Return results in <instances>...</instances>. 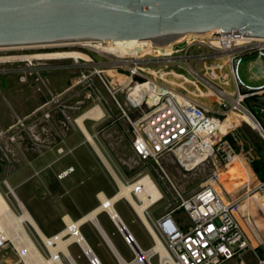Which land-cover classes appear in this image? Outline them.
I'll return each instance as SVG.
<instances>
[{"label":"rangeland","instance_id":"374dc122","mask_svg":"<svg viewBox=\"0 0 264 264\" xmlns=\"http://www.w3.org/2000/svg\"><path fill=\"white\" fill-rule=\"evenodd\" d=\"M215 33L213 32L212 34L217 35ZM204 36H207L204 37L205 42H193L190 46L185 36L172 43L174 44V49H184V51L187 49L191 55V59L189 60L190 65L196 69L198 68L203 79L198 80L186 66L184 68L176 67V69L179 72L189 75L192 79L196 78L198 80V85L186 83L189 90L197 89L199 94L196 95L197 98L215 110H222L223 105L221 103L226 102L229 104L228 101L230 98L221 95L220 90L233 96L236 91V86L227 63L228 56L224 52L220 53L217 51L219 44H212L211 39L209 40V35ZM5 47L0 48V59H7L0 60V76L18 78L21 72L20 70L29 65V61L26 59L29 58L30 61L32 60V67L29 70L32 74L29 80L23 83L29 86L27 83L33 81L32 84L35 87H44L48 99L50 98L51 92L57 93L54 91L55 89L74 84L83 78L84 72L88 73L92 71L95 66H114V61L111 62L112 57L118 60L114 64H120V60L125 61L126 58L139 57L141 55V52L136 54L125 53L123 58H119V56L116 57L113 53L76 43ZM72 50L83 52L89 55L91 59L86 60L73 57L40 59L34 57V54L37 53ZM199 54L205 56L204 60L198 59ZM243 56L244 61L240 65V75L245 81H252L253 76L257 74V69H261L264 72V58H262L259 64H255L258 60L257 51H251ZM217 61L226 63L225 71L228 73L227 78L215 80L207 72L208 66ZM38 74L42 76L43 81L36 80ZM93 83L94 87L90 86L86 80L81 81L76 87L70 90L75 97L67 96L66 99H63V102L77 111V114L69 112L73 119L96 104H100L105 108L104 117L101 119L87 117L86 126L95 136L110 163L123 180L132 182L139 176L140 172H149L151 174L163 193V198L148 208V212L153 217L158 216L176 204L177 192L175 187L181 193L190 194L202 185L212 183L225 198H235L244 193L248 185H253L264 175V135L257 127L247 122L241 116L243 114L242 111L237 110L217 112V115L222 120L220 126L221 132L226 135L225 137H227L236 152L240 155L241 160L239 163L226 164L223 158L218 155V157L206 160L193 170L185 171L177 164L172 155H164L161 159L164 170L153 162L147 164L139 161L131 147L132 136L129 121L123 115L119 106L114 102L108 89L97 74H93ZM32 89L25 86V91L29 90L30 92ZM96 90L100 91L103 100L98 98ZM4 95L7 100L6 103L8 104L9 102V112H11L14 101L10 95L8 96L6 93ZM71 98L72 100H70ZM244 104L248 106L250 100H245ZM262 105L264 106V101ZM250 108L255 116L264 124V111L257 107L250 106ZM17 116L14 118L15 122ZM14 124L9 126L11 128L9 130V137L5 136L1 141L0 189L3 194L8 193L10 204L18 208V200L15 193L10 190L8 192V188L4 183V180L8 178L9 184L14 187L16 193L25 202L40 227L47 235H54L66 227L63 218L60 216L63 211L61 207L65 206L69 208V206H74L76 200H78L77 203H83L85 199H89L92 194L90 190L99 186V181L96 178H101L106 168L93 147L87 141L81 143L79 146H75L73 151H69L64 145L48 144H45L40 149L34 144L38 140L33 134V129L29 128L30 125L27 129H20L14 127ZM11 135H15V138L12 139ZM80 136L82 135H76L75 140L77 142L83 140ZM5 141L9 142V149L7 146H4L5 148L3 147L2 144ZM61 149L62 151H60ZM56 154L63 157L62 166L68 165L75 169L73 170V174L77 176L76 179L78 181L85 178V176L93 175L95 177L93 184L85 188L83 187L84 192L75 191L61 195L58 191L61 186L64 187L65 183H60L57 176L58 168L52 164L49 166V159H47L57 157ZM257 165H260V169L257 168ZM240 168L242 169L240 170ZM238 174L243 178L242 183L241 181L236 182L234 180ZM108 181L105 185V190L110 194L117 189V184L111 174ZM68 186H70L69 183ZM248 205H250L254 223L246 224V227L252 236L253 245L262 254L264 250V220L260 217L254 202L249 201ZM116 208L127 222L131 231H134L142 246L144 248L151 246L153 244L152 238L143 227L141 220L131 208L130 204L125 199H122L116 204ZM105 215V213H102L99 219L109 232H111L115 227L110 220H105ZM174 217L181 223H187L189 221L184 210H178L174 214ZM28 227L32 231L33 237L42 251L46 255H49L48 248L43 243L40 235L30 224H28ZM81 230L88 241L94 246V250L98 251L100 255L102 254L101 256L106 264L119 263V258L115 259L113 254L108 252L107 245L92 223L88 222L84 224ZM112 236L115 238V235ZM69 247L78 264H87L86 260L91 264L88 256L85 254L86 252L77 243L70 244ZM122 251L127 259L132 258L133 253L128 246ZM15 260H17V255L10 246L0 252V264H11ZM64 260L68 262L67 258H64ZM152 261L154 264H158L157 257H154ZM254 261L255 263L258 262L256 259Z\"/></svg>","mask_w":264,"mask_h":264},{"label":"built area","instance_id":"2783aa9c","mask_svg":"<svg viewBox=\"0 0 264 264\" xmlns=\"http://www.w3.org/2000/svg\"><path fill=\"white\" fill-rule=\"evenodd\" d=\"M215 34L220 42L215 43L212 40L211 42L219 44L217 51L224 52L228 56L227 63L236 86L233 96L220 90L221 95L230 98L229 104L221 103L222 110H215L202 102L196 97L199 95L197 89L189 90L186 86V83L198 85L197 81L203 79L198 68L190 65L191 55L187 49L185 51L175 49V54L167 57L140 55L126 58L125 61L120 60V64H114L118 60L112 57L111 62L114 61V66H95L92 71L84 72L83 78L76 81L69 89L76 87L83 80L93 86V74H97L129 121L132 136L131 147L138 160L143 163L153 162L164 170L161 162L164 155H172L185 171L193 170L206 160L218 157V155L226 164L239 163L240 155L220 130L222 120L217 112L236 110L249 112L256 120L257 128L264 135V124L244 104L245 100L256 94H264V82L252 85L240 75L244 53L256 50L259 57H264V38L238 32L229 34L216 32ZM240 36L248 37V40L237 44L235 39ZM224 37L231 40L230 45L225 46L226 38ZM188 44L190 46L192 43ZM204 57L203 54L198 55L199 60H204ZM28 61L29 65L20 70L18 76L22 82H27L32 74L29 72L32 60ZM225 64L219 61L210 64L207 71L210 77L215 80L227 78ZM184 66L188 67L198 80L177 71L176 67L184 68ZM36 80L43 81V78L38 74ZM96 92L98 98L103 100L101 93L98 90ZM48 105L61 108L67 122L77 124L76 118L73 119L68 112V109L72 107L63 102V93L51 92L50 98L40 108L45 118L50 117V110L46 109ZM29 117L17 116L14 127L27 129L30 125ZM9 130H11L9 127L0 130V146L2 138L9 137ZM11 138L14 139L15 135H11ZM34 144L40 149L45 146L39 140ZM140 175H148L152 178L149 172H140ZM115 181L119 188L118 180L115 179ZM4 183L8 192L12 191L7 179ZM175 190L177 202L174 206L154 219L150 216L148 209L146 210L156 235L142 221L130 199L122 198L128 201L153 239L152 247L147 250L141 247L129 226L122 221L115 209V213L107 211L133 253V259L128 262L132 263L141 258L144 252L150 251L160 238L164 242L169 257L163 258L160 252L154 251L151 258L153 260L157 257L158 264H162L163 259L164 264H246L244 259L246 252L255 255L257 264H264V258L259 255L253 245L252 236L246 227V224L254 223L251 208L248 205L249 201L254 202L260 217L264 220V177L253 185H248L244 193L235 198H225L212 183H206L190 194L181 193L176 187ZM5 195L9 200L8 193ZM133 195L137 202L142 203V199L135 190ZM97 196L99 205L103 204L105 207L111 204L116 206V203L121 200L118 199L112 203L110 200L103 201V197H112L103 191L98 192ZM162 198L163 193L152 205ZM12 208L21 212L19 206L18 208L12 206ZM178 210H184L187 214L189 218L187 223H181L174 217ZM63 220L66 224L65 216ZM28 233L33 236L29 227ZM9 246L17 255V260L11 264H26V255L24 256L9 234L0 229V252ZM90 252L92 255L85 253L90 263L102 264L94 251ZM65 263L69 264V261L65 260ZM119 263L122 264L120 260ZM149 264L153 263L149 261Z\"/></svg>","mask_w":264,"mask_h":264},{"label":"water","instance_id":"95a60500","mask_svg":"<svg viewBox=\"0 0 264 264\" xmlns=\"http://www.w3.org/2000/svg\"><path fill=\"white\" fill-rule=\"evenodd\" d=\"M209 32L264 38V0H0V46L133 38L166 46ZM249 100L264 111V94Z\"/></svg>","mask_w":264,"mask_h":264},{"label":"bare ground","instance_id":"6f19581e","mask_svg":"<svg viewBox=\"0 0 264 264\" xmlns=\"http://www.w3.org/2000/svg\"><path fill=\"white\" fill-rule=\"evenodd\" d=\"M213 32H209L206 34H188L187 41L188 43L193 42H205L204 35H209V40L211 39L212 42L218 43V36L213 35ZM200 37V38H199ZM226 38V37H224ZM181 39V38H180ZM237 44L243 43V41L248 40V37L240 36L235 39ZM181 41V40H180ZM95 42V43H94ZM81 44L85 46H92L102 51L113 53L119 57H123L125 53L128 54H136L141 52V56L144 55H151V56H158V57H167L172 56L175 54L174 44H168L166 46H158L150 39H104V40H92V39H80L79 41L75 40H66V41H55V42H43V43H31V44H16V45H9V46H16V47H28V46H41V45H62V44ZM231 40L226 38L224 44L225 46L230 45ZM36 44V45H35ZM6 46L5 48H9ZM4 46H0L2 48ZM35 58H82L89 60L91 59L89 55L80 52V51H54L49 53H37L34 54ZM20 58V57H19ZM6 58H2L0 60H5ZM30 60L29 58H26ZM7 60V59H6ZM198 88V87H197ZM199 89V88H198ZM207 94V93H206ZM104 114L103 109L100 105L96 104L92 108H90L87 112L81 115L78 118V123L84 130L87 139L92 144L95 151L98 155L102 158V160L109 166L111 171L114 172V169L111 167L110 163L106 155L104 154L102 148L97 143V140L94 136L86 129L83 119L86 116H91L93 118H101ZM241 116L253 126H257L256 120L249 112H243ZM77 120V119H76ZM221 126V123H220ZM232 173V172H231ZM242 176L238 174L235 176L234 180L236 182L242 180ZM120 184L118 192L115 196L112 197H103V201L110 200L116 201L120 198L127 197L133 203L137 213L140 215L142 221L149 227L153 234H155V230L148 219L146 210L150 205L158 200L161 196L162 192L159 187L155 184V181L148 175H140L135 178L134 181H118ZM9 186L12 189V192L15 193V196L18 200V206L21 208V212L15 211L12 208L9 200L7 199L6 195L0 189V229L6 231L9 234V237L18 245L20 251L24 254L26 259V264H66L64 258H67L70 264H78L77 260L73 256L70 250V244L77 243L80 247L84 249V251L89 255L91 254V250L94 251L93 246L90 244L86 236L81 230L82 224L86 221H92L94 224L99 226L98 223V213L101 210H106L111 213L116 212L119 214V211L116 209L115 204L105 207V205L100 204L98 207L94 208L90 212L86 213L79 219H72L70 216H65L66 227L58 231L54 235H47L45 231L40 227L39 223L30 212L28 207L26 206L25 202L20 198V196L16 193L14 187L10 184ZM136 191V194L139 198L142 199V203L136 201L133 191ZM115 209V210H114ZM120 215V214H119ZM122 221L127 224L122 216H120ZM100 220V219H99ZM28 224H30L36 232L40 235L43 243L46 245L49 251V255H46L40 246L37 244L33 236L28 233ZM132 232V231H131ZM156 235V234H155ZM160 252L164 257H169L168 252L166 251L164 242L162 239L158 238L157 243L153 246L150 251H145L141 258H138L134 262H128L123 257H119V260L122 264H149V261H152V253ZM25 252V253H24ZM95 253V251H94ZM96 254V253H95ZM34 257V258H33ZM164 259L162 260V264H164ZM103 264V263H102ZM154 264V263H153Z\"/></svg>","mask_w":264,"mask_h":264},{"label":"crops","instance_id":"0c3cea01","mask_svg":"<svg viewBox=\"0 0 264 264\" xmlns=\"http://www.w3.org/2000/svg\"><path fill=\"white\" fill-rule=\"evenodd\" d=\"M251 51H256V50H251ZM251 51H248L246 53H250ZM246 53H244V54H246ZM257 55H258V53H257ZM262 58H264V57H259V55H258V60L255 62V64H259V62L262 60ZM243 61H244V56H243L242 62ZM247 82L252 84V85H259V84L263 83L264 82V72L261 69H257V74L253 76V80L247 81ZM32 83H33V81H29L27 83V84H29V86H28V85H25L26 83H23L22 81H20L19 77L17 78V77L0 76V130H3L5 128H8L9 126L13 125V123H15L14 118L16 115H18V116H30L29 117V123H30L29 128L33 129V131H34L33 134L35 135V137L44 144L64 145L65 147H67V149H69V151H73L75 146H79L81 143H84L86 141L89 142V144L92 146V144L87 139V137H85L86 134H85L84 130L82 129V127L78 123V118L81 115H83L85 112H87L90 108L76 118L77 119V125L76 124L73 125V124L68 123L65 119V115H64L63 110L57 106H54V105H48L46 107V109L50 110V117L45 118L43 115V112L40 110V108L43 105H45L46 101L48 100V97L45 93V88L44 87L42 88L41 86L35 87V85H33ZM36 84H38V83H36ZM72 85L62 86L61 88L55 89L54 91H56L57 93H63V99L64 98L66 99L67 96L68 97H75L73 95V92L70 91L71 89H69V87H71ZM25 86L27 88H33V89L30 90V92H29V90L25 91ZM67 88L69 89V91ZM5 93L8 96L10 95L14 101L13 102L14 105L12 104L13 106L11 108V112H9V102H8V104L6 103L7 100H6L5 95H4ZM70 100H72V98ZM98 105H100V104H98ZM249 105L251 106V103ZM249 105L247 106V108H249L251 110ZM100 107L104 111V114L102 116V117H104L105 116V108L101 105H100ZM68 112L73 113V114H77V111L74 108L68 109ZM87 117H90V118H93V117L86 116L83 119V122H84L86 129L91 133V131L86 126V118ZM101 118H99V119H101ZM93 119H97V118H93ZM76 135H82L80 137H82L83 140L82 141L80 140L77 142V140H75ZM94 138H95V136H94ZM2 145H3V147L7 146L9 149V142L5 141ZM0 148H2V146ZM63 150H64V148H63ZM60 151H62V150H60ZM56 155H57V157L47 158V159H49L48 160L49 166H51V164H52L56 168H58L57 176L59 178L60 183H62V184L65 183L64 187L61 186L59 191H58L61 195H64L66 193H73L75 191L84 192L83 187L85 188L88 185L93 184V182L95 180V177L93 175L85 176V178H82L78 181L76 179L77 176H75L73 174V170H75V169L71 166H68V165L62 166V158L63 157L58 155V154H56ZM97 155H98V153H97ZM98 157L100 158V160L102 161V163L104 164V166L106 168L105 169L106 171H104V173H102L101 178H99V177L96 178L99 181L98 182L99 186H97L95 189L90 190V193H92L91 197L89 199L88 198L85 199L83 201V203L82 202L77 203L78 200H76L74 206H69V208L62 206L61 209L63 211L60 214L61 218L68 215L72 219H79L82 216H84L86 213L90 212L91 210H93L94 208L99 206V199L97 196L98 192L103 191L108 196H115V194L118 192L119 188L117 185L116 186L117 189L114 192L108 194L105 190V185L107 184V182H109L108 180L110 179V174L113 176L114 180L116 179L119 181V180H123V179L119 176V174L114 169L113 165L110 163L108 158H107L108 162L110 163L111 167L114 169L115 173H113V171H111L109 166L102 160V158L99 155H98ZM241 169L242 168H240V170ZM123 181H125V180H123ZM8 182H9V180H8ZM68 183L70 184V186H68ZM120 199L122 200V198H120ZM102 213L106 214L105 215L106 221L110 220L113 223V221L110 219L107 211L101 210L98 213L99 214L98 215L99 226L94 224L92 221H86L85 223L82 224V227L84 224H86L88 222L92 223V225L95 228H97V230H98L97 232L99 233V235L101 236V238L103 239L105 244L107 245L108 252H111L113 254V256L115 257V259H118L121 256L126 261H131L133 259V255H132V258L127 259L125 257V255L123 254V251H122L123 249L126 248V246L129 247V245L125 242L123 235L119 232V230L117 229V227L115 226L114 223H113V225H114L115 229L112 230L111 232H109V230L105 227V225L102 223V221L99 220V216ZM120 216H121V214H120ZM150 216L153 219L155 218L151 214H150ZM143 222L141 221L143 227L147 230L148 234L150 235L148 229L143 224ZM132 233L135 235L134 231H132ZM111 234L115 235V238H113V236ZM135 237L143 249L147 250L150 247H152L153 244L151 246L144 248L142 246L141 242L139 241L138 237L136 235H135ZM152 241H153V239H152ZM93 248H94V246H93ZM95 253L99 257L101 262L103 264H106V262L104 261V259L101 256L102 254L100 255V253L98 251H95ZM259 255L264 258V250L262 251V254L259 253ZM244 259H245L246 264H257V262L255 263V261H254L255 259L257 260V258L251 252H246L244 255ZM86 263L89 264V262L87 260H86ZM117 264H119V263H117Z\"/></svg>","mask_w":264,"mask_h":264},{"label":"trees","instance_id":"16d2710c","mask_svg":"<svg viewBox=\"0 0 264 264\" xmlns=\"http://www.w3.org/2000/svg\"><path fill=\"white\" fill-rule=\"evenodd\" d=\"M259 167H260V165H259V166L257 165V168H258V169H260ZM263 177H264V175L262 176V178H263Z\"/></svg>","mask_w":264,"mask_h":264}]
</instances>
